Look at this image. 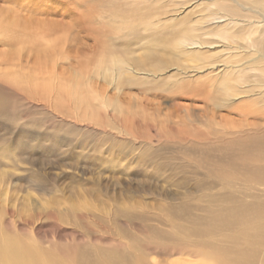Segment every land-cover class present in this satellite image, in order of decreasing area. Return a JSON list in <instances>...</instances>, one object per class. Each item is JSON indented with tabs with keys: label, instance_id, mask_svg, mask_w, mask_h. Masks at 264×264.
<instances>
[{
	"label": "rangeland",
	"instance_id": "obj_1",
	"mask_svg": "<svg viewBox=\"0 0 264 264\" xmlns=\"http://www.w3.org/2000/svg\"><path fill=\"white\" fill-rule=\"evenodd\" d=\"M251 10L264 0H0V264L193 261L239 212L263 219L239 199L264 204V135L219 136L264 123V29L224 16ZM222 64L246 68L235 101Z\"/></svg>",
	"mask_w": 264,
	"mask_h": 264
},
{
	"label": "bare ground",
	"instance_id": "obj_2",
	"mask_svg": "<svg viewBox=\"0 0 264 264\" xmlns=\"http://www.w3.org/2000/svg\"><path fill=\"white\" fill-rule=\"evenodd\" d=\"M241 7V6H240ZM246 11H248L247 9H245ZM244 11V10H243ZM244 13V12H243ZM251 13H253L252 15L249 16H244L243 19H239L238 17H236L237 15L236 14H231V13H228V12H225L224 13V16L225 18H228L227 19V25L229 24H233V23H247L248 25H246V27H250L252 30V32H257L258 30H261V29H264L262 27H260V23H263L264 24V14H260L259 12L255 11V10H251ZM262 13V12H261ZM240 14V13H239ZM238 14V15H239ZM255 15H258V16H255ZM255 16V17H254ZM240 17V16H239ZM259 17L261 18V20L259 21ZM247 18H250V19H247ZM256 18V19H255ZM196 38V37H195ZM230 38L227 36V38H225V40H229ZM195 39H191L190 41H188L189 43L187 44H184L186 48H189L191 45H195V44H198L200 43L201 41H194ZM193 41V42H192ZM222 41V39H221ZM192 42V43H191ZM251 42V41H250ZM252 43V42H251ZM237 44V43H236ZM224 49L226 51L228 50H232L230 49V47H233V48H236L234 46H232V44H224ZM247 47L244 46V45H239L238 49L240 51H242L243 53H245L246 55L249 54V52H244L243 49H246ZM242 49V50H241ZM234 50V49H233ZM252 52H255L256 53V57L255 59H264V53L262 51V53H260V51L257 49V48H254L251 50ZM210 59L213 61V57H210ZM223 66L222 67H225L224 68V71L221 72L220 76H222L224 79V83H230L229 86H231L232 84L234 85L232 87V89H227V88H224L227 90V93L229 95V99L231 98L232 101H235L236 98L234 97L235 94L238 92V81H239V75L240 73L244 72L245 71V66L242 64H238V65H235V66H230L231 69H226L228 68L229 66L226 65V64H222ZM247 70H250V69H247ZM227 73V74H226ZM187 74V73H185ZM231 81H230V79ZM222 78H220L221 80ZM257 85V84H256ZM225 85H223L222 87H224ZM255 101V100H254ZM190 118V117H189ZM222 120V119H221ZM224 125H228L226 123H223L221 121V124L219 123L218 126L219 127H224ZM214 125V124H213ZM217 125V124H216ZM234 125V124H233ZM227 126L226 127V130H225V133H222L221 135L219 136H224V135H227V134H231L229 133L230 130L232 129V132L235 136L232 135V137L236 140V139H240V137L242 136H248L250 140H247V142H254L255 138H252V136L254 135H264V123L263 122H260V123H252L251 125H249V128H244V127H237V126ZM224 129V128H223ZM222 132V131H221ZM227 133V134H226ZM213 134V133H212ZM218 134V133H217ZM214 136V135H213ZM216 136V135H215ZM251 136V137H250ZM226 137V136H225ZM231 137V138H232ZM220 138V137H219ZM252 138V139H251ZM238 141V140H236ZM235 141V143H236ZM210 142V141H209ZM242 142V141H241ZM251 146V145H250ZM258 162V161H257ZM252 164V163H251ZM255 165V164H254ZM255 170L254 172L258 173V175H261V178L262 180H264V163H260L259 165H256L255 167ZM254 173V174H255ZM252 177V176H251ZM254 177V175H253ZM251 179V178H250ZM257 180V176H256V179ZM260 180V179H259ZM258 182L255 181V183ZM254 184V183H253ZM259 184L261 185H264V182H259ZM251 185V184H250ZM252 187V186H251ZM255 187V186H254ZM255 188H258V187H255ZM262 192V191H261ZM253 193V191L251 192ZM261 194V193H260ZM259 194V195H260ZM240 204L243 205L244 208L246 209H249L248 205H245L246 203L248 204H256V206H258V209L259 211L263 212L264 213V204L263 203H259L258 202V199H254V203H253V200L252 198L246 196V195H242L240 194ZM256 196V195H255ZM239 197V195H238ZM259 197V196H258ZM261 197V196H260ZM259 197V199H260ZM255 198V197H254ZM250 199V201L248 200ZM263 199V198H262ZM246 202V203H245ZM237 203V202H236ZM235 203V204H236ZM231 204V203H230ZM239 204V205H240ZM255 206V208H256ZM233 208V207H232ZM231 208V209H232ZM254 208V209H255ZM231 209H230V212H231ZM240 209H242V206H240ZM236 210V209H235ZM243 210V209H242ZM239 211V209L237 210ZM244 211V210H243ZM233 212V211H232ZM257 212V211H256ZM240 214H242V212H239ZM245 213V212H244ZM250 213V211H249ZM258 213V212H257ZM234 214V213H233ZM235 215L234 217L231 218L230 221L232 222H238L240 223V226H238L237 228L233 227L232 225V222L229 224H227V222L225 223V226L223 227V237L222 239H220V236L218 237L219 238V241L218 243H215V241L213 242H210V247L207 248V249H204V250H201L199 247V251L198 252H191L190 254L187 253V256L191 257H196L198 258V260H193V261H187L185 259H180L178 261H175V262H171L169 264H250L253 262L254 259H259V264H264V251H261L259 248H254L253 246H251L250 244L251 243H248V239H247V236H253L254 232H251L250 230H252V226L256 227L257 230H259V228H263L264 229V217L263 219L261 217H259L258 215H255L249 220V222L246 220V222H243L242 221V217L241 215ZM250 215V214H249ZM252 215V213H251ZM231 217V216H230ZM245 217V216H244ZM261 218V219H260ZM244 220V219H243ZM255 228V229H256ZM232 229H236L237 231L236 232H231L230 230ZM257 230H256V233H257ZM222 231V230H221ZM253 231V230H252ZM263 231V230H262ZM217 232V231H216ZM215 232V233H216ZM220 233V232H219ZM260 233V232H259ZM261 234V233H260ZM263 234V233H262ZM258 235V234H257ZM206 236V235H205ZM215 237L217 235H214ZM213 236V237H214ZM198 237V236H197ZM263 239V238H262ZM218 240V239H217ZM250 242V241H249ZM256 243V241H255ZM258 243V242H257ZM253 244V243H252ZM258 247H263L262 246V243L259 242L258 243ZM204 247V246H203ZM207 247V246H206ZM145 250V249H144ZM257 253H255L256 251ZM261 253V254H259ZM192 254H195V255H192ZM28 255V257H30L31 255L29 254V252L27 251H21V252H18L16 254H13V255H9L8 257H6L5 255H2L1 256V259L3 262H11L12 264V260H11V256L14 260L17 259L18 261H20V264L22 263L21 260L24 258V256ZM186 255V254H184ZM17 256V257H16ZM144 256H142L141 260H143V262L141 261L142 264H147V260L144 259ZM146 257V256H145ZM192 258V257H191ZM46 259H48L47 256H45L44 254H40L36 257V261L37 263L36 264H39L41 261H45ZM16 261H14L15 263ZM106 263L108 264H120L118 263L117 261L114 262V263H109L107 261H105ZM162 262V261H161ZM16 264V263H15ZM152 264H158L157 263H152Z\"/></svg>",
	"mask_w": 264,
	"mask_h": 264
}]
</instances>
